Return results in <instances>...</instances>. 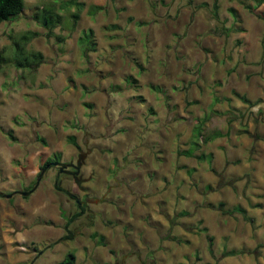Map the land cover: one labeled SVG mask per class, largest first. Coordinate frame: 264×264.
<instances>
[{"label": "rangeland", "instance_id": "374dc122", "mask_svg": "<svg viewBox=\"0 0 264 264\" xmlns=\"http://www.w3.org/2000/svg\"><path fill=\"white\" fill-rule=\"evenodd\" d=\"M0 56V264H264V0H24Z\"/></svg>", "mask_w": 264, "mask_h": 264}, {"label": "trees", "instance_id": "16d2710c", "mask_svg": "<svg viewBox=\"0 0 264 264\" xmlns=\"http://www.w3.org/2000/svg\"><path fill=\"white\" fill-rule=\"evenodd\" d=\"M24 10V0H0V24L7 22L17 16H19ZM44 12V11H43ZM74 20L78 19V15L74 14L73 16ZM37 18V17H35ZM42 20H43V26L48 30V33H51L53 28L60 23V17L58 15H55L51 12H46L42 14ZM34 34H25L19 36V38L12 39V46H13V57L11 60V63L19 69H36L40 64L43 63V56L39 52H30L26 49L27 44L31 41ZM79 44L83 51V53H88L94 50L95 43L93 41V33L91 30L88 32H84L81 37L79 38ZM0 62H6L5 59H2L0 56ZM202 129L200 126L196 127V129L193 130V140L191 141V146L186 151H180L179 155H183L185 157H193L197 158L194 155V152L196 150V147H198L197 139L201 137ZM217 136H220V134H217ZM211 139V138H210ZM41 142H43L41 139H39ZM209 138H206L204 142L208 141ZM72 145L76 146L74 139L71 137L69 141ZM54 162V161H53ZM52 166V160H46L45 163L41 166L40 170L41 172L38 174V178L41 177V173L48 167ZM55 189L66 195L72 200H75L77 211L73 213L71 216L65 217V225L64 229L68 231V234L63 236L61 240H69L72 238V233L69 231V226L82 217V215L85 213V203L78 201L77 198L71 194L68 190L62 188L59 186V182L55 181ZM221 209L223 205H220ZM222 213L225 215L232 216L235 213L240 214L244 217L245 220H248L251 222L250 218L246 217L245 210L240 207L236 206L231 210H224L222 209ZM184 215V214H182ZM64 216V214H62ZM100 240H103L101 238ZM172 240L178 241L176 238H172ZM236 254L235 251H229L227 252L224 250L223 255L224 256H234ZM75 260V257L73 254H68L65 258L64 262L61 264H73Z\"/></svg>", "mask_w": 264, "mask_h": 264}, {"label": "crops", "instance_id": "0c3cea01", "mask_svg": "<svg viewBox=\"0 0 264 264\" xmlns=\"http://www.w3.org/2000/svg\"><path fill=\"white\" fill-rule=\"evenodd\" d=\"M7 198H8V200H10V199H11V195H8ZM24 236H25V233L22 234V233H20L19 231H14L13 240H14V242H18V243L23 242L22 239H23V238L26 239L27 235H26V237H24ZM21 238H22V239H21ZM29 242L32 243L33 241H32V240H31V241L29 240Z\"/></svg>", "mask_w": 264, "mask_h": 264}, {"label": "flooded vegetation", "instance_id": "af4514ba", "mask_svg": "<svg viewBox=\"0 0 264 264\" xmlns=\"http://www.w3.org/2000/svg\"><path fill=\"white\" fill-rule=\"evenodd\" d=\"M52 165L55 166V167H57V166H59L60 164L57 162L56 165H54V163H53ZM68 174H70V175L75 179V177L78 175V171H77L76 168H75L74 170L69 171Z\"/></svg>", "mask_w": 264, "mask_h": 264}, {"label": "water", "instance_id": "95a60500", "mask_svg": "<svg viewBox=\"0 0 264 264\" xmlns=\"http://www.w3.org/2000/svg\"><path fill=\"white\" fill-rule=\"evenodd\" d=\"M54 165H56V163H54ZM63 168H64V166L62 165V167L60 168V172H62Z\"/></svg>", "mask_w": 264, "mask_h": 264}]
</instances>
